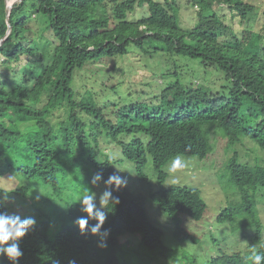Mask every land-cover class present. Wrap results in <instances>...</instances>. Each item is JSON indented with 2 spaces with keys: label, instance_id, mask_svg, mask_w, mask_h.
<instances>
[{
  "label": "trees",
  "instance_id": "obj_1",
  "mask_svg": "<svg viewBox=\"0 0 264 264\" xmlns=\"http://www.w3.org/2000/svg\"><path fill=\"white\" fill-rule=\"evenodd\" d=\"M7 4L0 0V177L27 174L56 195L70 191L82 196L89 169L101 173L106 186L115 165L129 161L165 215L200 221L207 209L200 190L180 185L153 190L145 170L152 166L162 184L168 178L164 168L176 155L205 159L209 144L201 125L216 122L228 147L224 172L241 195V202L231 203L219 220L234 228L254 225L261 232L256 195L264 190V23L262 32L240 37L214 10L227 6L245 24L254 6L245 0H23L8 18ZM189 7L197 12L194 23L185 26L181 12ZM133 54L139 62L141 56L156 61L153 76L163 83L139 86L143 90L137 100L118 93L123 76L115 85L101 80L105 102H97L92 92H79L76 81L82 72L90 69L99 78L94 65L117 59L124 64ZM181 57L199 68L186 69ZM132 62L123 75L139 65ZM139 68L133 73L137 79ZM116 70L111 67V74L117 75ZM102 136L118 145L122 159H94L91 140L97 144ZM246 141L262 152L253 163L241 152ZM111 190L120 203L106 210L101 232L108 233L107 247L93 245L90 228L96 220L89 219V231L81 233L76 221L86 214L71 201L74 225L43 238L53 222L43 214L45 220L20 242L18 264H124L118 253L125 233H142L140 247L152 254L168 252L163 231L149 218L146 196L128 187ZM26 191L21 187L8 195L14 201ZM0 211H6L2 204ZM258 252L264 253V247ZM249 256L235 254L229 262L253 264ZM0 264L11 261L3 257Z\"/></svg>",
  "mask_w": 264,
  "mask_h": 264
},
{
  "label": "rangeland",
  "instance_id": "obj_2",
  "mask_svg": "<svg viewBox=\"0 0 264 264\" xmlns=\"http://www.w3.org/2000/svg\"><path fill=\"white\" fill-rule=\"evenodd\" d=\"M15 0H7V2ZM162 1V0H157ZM183 2V0H180ZM249 5L256 8L255 14H252V20L249 23L241 24L238 18L233 17L232 11L227 6L216 5L214 10L222 16L223 20L232 25L235 32L240 36L250 37L251 32H262V24L264 23V0H245ZM197 9L189 7L182 10V18L185 26H191L195 21ZM264 32V31H263ZM142 62H139V57L136 54L128 57L123 64L122 59L113 60L107 64L94 65L100 72L99 78L92 77L90 69L82 72L76 81V87H79V92H92L95 94L97 102H105L103 83L105 79L111 85L117 83V78H124V84L119 86L118 93L122 96L128 95L131 100L139 98L138 93L142 91L139 86L162 84V78L153 76L152 71L158 70L157 62L150 61L143 56L140 57ZM134 60L135 64L132 71L123 75L125 69L131 66ZM181 63L184 67L199 68L198 63L181 57ZM131 63V64H130ZM130 64V65H129ZM111 67H116V74H111ZM140 67L139 79L136 78L134 69ZM130 68V69H131ZM139 72V70H138ZM215 75H219L215 72ZM153 76L154 78L150 77ZM102 80V81H101ZM215 83H217L215 81ZM111 95V99L115 100L117 95ZM117 100V99H116ZM222 126L216 122H207L201 125L203 136L208 141L209 149L205 159L191 156H181L186 162V167L178 169L175 172L169 170L171 162H169L164 170L168 173V178L164 183H157V174L152 166L147 165L146 170L149 174V179L152 181V189L159 190L160 188L168 189L175 185L197 188L201 192L207 209L206 213L200 221L192 220L185 214L176 216L165 215L156 204L148 197L149 187L145 182L138 180L133 164L129 161L119 162L115 165L116 173L128 178V189L132 194H143L145 198V206L149 218L153 225L163 231V242L169 249L164 254H152L149 251L140 247V242L143 237L142 233L129 234L125 233L119 237L121 250L119 251V261L124 264H236L230 263L231 257L235 254L241 256L251 255L250 247H257V251L264 245V190L259 189L256 195V209L261 220V232H258L256 226L245 228L233 227L231 222L220 221L219 216L231 204L241 202V195L231 182V177L227 170V141L222 139ZM95 157L98 161L122 159V154L118 145L106 136L99 138L98 143L91 140ZM213 146V150L211 147ZM248 149H252L249 151ZM242 154L246 156V160L254 162L257 154L260 153L256 146L250 141H246V148L241 149ZM234 150L232 149V152ZM248 151V152H247ZM212 152V153H211ZM262 154V152L260 153ZM151 160V157L148 156ZM120 171H119V170ZM96 173L89 169L83 177L86 181V188L91 189L97 195V204L99 205V197L106 190V186L102 181L98 185L93 186L91 183L92 177ZM25 187L27 191L14 197L11 201L10 192ZM69 191V190H68ZM80 195L63 192L61 195L53 193L51 187L42 183L38 178H32L27 174L8 173L0 177V204L6 207L8 214H18L22 218L31 216L36 220H45L43 214L47 215L51 222V233L43 235L52 237L61 227L73 226L69 214V202L76 204ZM80 205V204H79ZM81 206V205H80ZM86 214V213H83ZM242 215L240 218H243ZM240 222L239 220H236ZM41 238V237H40ZM39 237L35 239L40 240ZM106 247L108 246V238L106 237ZM101 237H93V245L100 247ZM105 248V247H103ZM100 260H96L91 264H99Z\"/></svg>",
  "mask_w": 264,
  "mask_h": 264
},
{
  "label": "clouds",
  "instance_id": "obj_3",
  "mask_svg": "<svg viewBox=\"0 0 264 264\" xmlns=\"http://www.w3.org/2000/svg\"><path fill=\"white\" fill-rule=\"evenodd\" d=\"M186 162L181 155H176L170 164L169 170L175 172L178 169L185 168ZM119 170V169H118ZM120 171V170H119ZM102 179V174L97 173L92 177L91 183L93 186L98 185ZM106 190L99 197V205L97 204V195L91 189L86 188L78 202L81 205V211L86 213V216H81L77 219L81 233L89 231V219L96 220L97 223L90 228V232L94 236L101 237L100 247H106L107 232L102 233L101 229L105 225L107 219V207L109 205L116 206L120 203L119 197L113 196L112 186L116 190L126 188L128 178L114 173L105 181ZM36 220L34 217H21L18 214H8L0 211V258L7 257L11 264H18L23 252L20 248V242L28 235L35 227ZM264 247V245H262ZM251 255L248 257L253 264H264V253L258 252L257 247H250Z\"/></svg>",
  "mask_w": 264,
  "mask_h": 264
},
{
  "label": "water",
  "instance_id": "obj_4",
  "mask_svg": "<svg viewBox=\"0 0 264 264\" xmlns=\"http://www.w3.org/2000/svg\"><path fill=\"white\" fill-rule=\"evenodd\" d=\"M23 0H15L13 1L11 4H7V17L9 18L10 17V14H11V11H12V8L14 5L22 2ZM11 28V27H10ZM10 31L8 32V35H9ZM4 42V39L0 41V45Z\"/></svg>",
  "mask_w": 264,
  "mask_h": 264
},
{
  "label": "bare ground",
  "instance_id": "obj_5",
  "mask_svg": "<svg viewBox=\"0 0 264 264\" xmlns=\"http://www.w3.org/2000/svg\"><path fill=\"white\" fill-rule=\"evenodd\" d=\"M12 2L10 1V2H8V4H11Z\"/></svg>",
  "mask_w": 264,
  "mask_h": 264
}]
</instances>
